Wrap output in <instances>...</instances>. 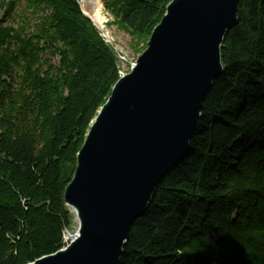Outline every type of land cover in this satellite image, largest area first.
<instances>
[{
    "label": "trees",
    "instance_id": "1",
    "mask_svg": "<svg viewBox=\"0 0 264 264\" xmlns=\"http://www.w3.org/2000/svg\"><path fill=\"white\" fill-rule=\"evenodd\" d=\"M79 1L0 0V264L63 248L64 191L119 78ZM99 1L141 52L171 2ZM221 64L187 155L132 222L119 264H264V0H240Z\"/></svg>",
    "mask_w": 264,
    "mask_h": 264
},
{
    "label": "water",
    "instance_id": "2",
    "mask_svg": "<svg viewBox=\"0 0 264 264\" xmlns=\"http://www.w3.org/2000/svg\"><path fill=\"white\" fill-rule=\"evenodd\" d=\"M239 2L167 5L77 154L63 195L77 230L65 232L68 243L60 251L31 264H119L132 222L144 215L157 186L189 151L205 97L223 75L221 46L237 23Z\"/></svg>",
    "mask_w": 264,
    "mask_h": 264
},
{
    "label": "rangeland",
    "instance_id": "3",
    "mask_svg": "<svg viewBox=\"0 0 264 264\" xmlns=\"http://www.w3.org/2000/svg\"><path fill=\"white\" fill-rule=\"evenodd\" d=\"M100 4L102 17L104 19L105 30L99 31L101 37L104 39L107 45H109L112 51L115 53L118 58V67L119 72L122 74H126L129 72L131 68V64H134L136 59L142 54V45L133 44L136 41L132 42L131 37L126 34L121 28H119L118 24L114 22L113 18L104 12L103 7L99 0H97ZM96 0H88L84 2L83 0L79 1L80 8L82 12L85 14H91L93 6H96ZM23 8V4L18 5L15 10V16H20ZM3 12L0 11V18L2 17ZM21 18V17H20ZM17 18L15 21L17 22ZM105 35V36H104ZM148 42V41H147ZM122 57V58H120ZM77 230V222L73 215V221L71 226V231L69 233L74 234Z\"/></svg>",
    "mask_w": 264,
    "mask_h": 264
},
{
    "label": "bare ground",
    "instance_id": "4",
    "mask_svg": "<svg viewBox=\"0 0 264 264\" xmlns=\"http://www.w3.org/2000/svg\"><path fill=\"white\" fill-rule=\"evenodd\" d=\"M84 2L88 1V0H83ZM97 1V0H96ZM101 8H100V4L97 1L96 6H93L92 12L91 14H86V17H88L92 23L95 25V27L101 32L103 30H105V24H104V19L102 17V12H101ZM105 36V35H104ZM106 43V42H105ZM122 58V57H120ZM133 64H131L132 66ZM124 74H122L121 72H119V76H122ZM66 237L64 238L65 241ZM68 242L65 243V245L63 246V248L67 245Z\"/></svg>",
    "mask_w": 264,
    "mask_h": 264
},
{
    "label": "built area",
    "instance_id": "5",
    "mask_svg": "<svg viewBox=\"0 0 264 264\" xmlns=\"http://www.w3.org/2000/svg\"><path fill=\"white\" fill-rule=\"evenodd\" d=\"M66 242H67V240L65 239V241H64V245H65Z\"/></svg>",
    "mask_w": 264,
    "mask_h": 264
}]
</instances>
